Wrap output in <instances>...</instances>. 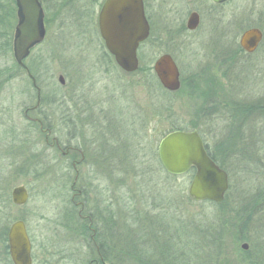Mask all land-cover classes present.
Wrapping results in <instances>:
<instances>
[{
	"label": "rangeland",
	"instance_id": "obj_1",
	"mask_svg": "<svg viewBox=\"0 0 264 264\" xmlns=\"http://www.w3.org/2000/svg\"><path fill=\"white\" fill-rule=\"evenodd\" d=\"M6 11L9 5L0 0V13ZM77 12L51 23V88L41 87L44 93L51 90V109L38 116L44 132L24 115L35 90L11 52L0 51V264L12 263L5 258L7 232L19 220L38 254L50 255V264H88L86 252L93 249L82 239L78 213L97 204L118 209L116 255L110 252L108 258L114 264H136V258L142 264L153 259V264H163L164 254L177 246L181 250L182 244L188 248L187 264H264V198L255 200L264 189V116L256 109L257 114L241 122L240 113L234 112L241 103L264 105V48L261 57L255 53L246 58L244 71L239 65L224 68L223 51L214 46L219 36L205 35L213 26L205 19L192 47L180 48L175 37L172 44L144 51L141 68L163 53L175 56L189 75L213 68L207 90L215 94L194 95L187 84L186 94L178 90L164 96L153 93L141 71L124 73L95 47L94 36L85 37L84 18ZM219 15L221 26L215 23V30L228 21L231 43L237 45L247 26L264 29V0H231ZM211 105L214 111L205 109ZM194 125L229 176L231 186L220 205L193 201L188 188L194 173L171 176L159 162L161 139L173 131H193ZM48 131L49 143L58 141L60 150L45 143ZM70 145L85 157L74 170L71 158L63 155ZM18 186L28 194L22 206L11 200ZM134 210L147 212L151 222L135 224ZM246 219L249 223L240 232ZM203 231H211L209 240L215 234L211 254L208 248L191 250L193 243L197 249L204 245L200 241L208 235ZM243 244L247 250L241 249Z\"/></svg>",
	"mask_w": 264,
	"mask_h": 264
},
{
	"label": "flooded vegetation",
	"instance_id": "obj_2",
	"mask_svg": "<svg viewBox=\"0 0 264 264\" xmlns=\"http://www.w3.org/2000/svg\"><path fill=\"white\" fill-rule=\"evenodd\" d=\"M109 1L110 0H37L41 8V31L43 33L42 40L38 43H33L28 48L27 56L21 61V65H19L17 64L14 57V42L18 35L17 26H19L22 21L20 20V14L18 12V7L16 5L15 0H5V2L9 5V12L6 11L4 13L3 12L0 13V51L3 50L5 53L11 52V55L14 57L13 60L18 71L21 72L22 77L24 76L31 83L32 88L35 90L34 96L31 98L33 104L32 106L30 105L25 106L24 115L26 119L31 123L38 124L41 132H44L45 129H43V126L40 123L38 116H40L39 114L42 111L51 109V90L46 93L41 91L44 90L41 89V87L43 86L44 88L46 86L51 88V83H50L51 23L56 22L55 20L58 21V19L59 20L61 19L62 21L69 13L77 14L78 13L77 11L79 9L81 13L80 16L82 15L81 17L84 18L82 25H83L85 37L88 35L94 36L91 41L96 42L95 47L97 46V48L107 52V54L112 58V60L110 61H113L115 63L113 57L108 53L105 47L104 40L101 37L102 27H104L105 25H109L108 22L105 23L104 19L105 17H107V14H109L112 17L111 25L115 32L130 34L132 33L130 14L132 13V10L135 11L136 8H138L139 3H137V7L136 6L132 7L130 0H116L112 4V10L109 12L107 11ZM230 1L231 0H227L221 3H215L213 0H141V4H140L141 13L143 16V20L147 26L148 33H147V37L142 42L139 43L137 48V57H138L139 66L136 72L138 73L139 69L141 68V59H144L143 55L141 57V53H143L144 51L154 50V48L159 49V47L161 48V46H167L169 44H172L174 41H176L177 37L178 40H180L179 42L180 48H184L188 50L190 47H192L193 41L196 42L193 39V37L196 35V33H198L200 27L203 25V21L205 22V19H207L206 22L209 24L213 22L212 23L213 26H211L209 30H205V35L219 36L218 37L219 39L217 38L218 44H214V46L216 49L220 48L219 50L223 51L221 55L223 56L224 53L225 55H227L228 53H230L232 48H236L240 50L244 58V60L243 59L241 60L242 65H244V63H247L246 61L247 57H252L253 54L259 53V49L262 46L264 39L263 31L255 26L248 27L244 30L246 31L248 29L257 28L262 32V40L259 43L256 50L253 53H247L239 45L240 36L244 31H242L241 34L239 35L238 44L235 45L234 44L235 41L233 44L231 43V39H230L231 30L228 21L225 23L223 28L218 27L215 30L214 28L215 23L221 26V23L219 21V19L221 18V15H219L221 13V10H223L224 6L228 4ZM51 9L55 11L54 12L55 20L54 19L51 20ZM192 15L196 16V26L193 29H190L188 27V24ZM13 24L14 27H12ZM217 31L220 32V34H217ZM162 37H165L168 40V42L167 43L164 42L162 40ZM220 42H222V44ZM226 45H228V48L230 47V45H232L231 49L226 48ZM164 55L170 56L174 64L176 65L179 74L178 90H183V94L186 93L184 92L185 89L183 88V85L186 88L187 84L190 85L192 82H196L198 88L193 93L194 95L199 96L200 90L203 88V86H204L203 89H205V85L203 83L204 80L206 79V81H208V79L212 78L213 80L214 78L213 77L214 69L211 68V71H209V67H206V70L203 69V71H199L194 74H190V75L187 74L186 68L184 67L185 68L184 69L183 67H180L175 61L176 57L170 53H163L159 55L157 58L153 60L152 63H151V59L149 58L147 61L148 63L146 65V67L149 70L148 76L142 75L141 77H144L145 81L155 80V82L159 85L161 90L168 94H174L175 92H169L166 89H164L162 85L159 83L153 71L154 62L158 58ZM259 56L260 54H258V57ZM221 59H223V57ZM248 63L250 64V61H248ZM225 64H227V62H225ZM116 67L119 70H121L117 65ZM242 70L244 71L245 69L242 68ZM255 72L256 74L258 73V76L259 74L261 75L260 71L258 72L256 68H255ZM226 73L227 72L225 71V75ZM242 75H244V73H242ZM191 78L194 79L191 80ZM217 82L220 83V80H218ZM255 103L262 106L261 101H256ZM211 106L212 107L210 110L214 111L215 110L213 108L214 105ZM202 108L204 109V107ZM234 112H238V111H234ZM253 114H257V112L255 111ZM31 115L37 117H32ZM243 120H246V118L242 119L241 122H243ZM101 127H103V125ZM193 131H196L198 133L199 128ZM50 135L51 132L48 131L47 135L45 136V143L50 147L54 146L56 149L60 150L61 146L59 145L58 141L54 140L53 143L51 144V139H50V143H49L48 137ZM204 148L206 150L207 155L210 157L209 155L210 153L208 151L207 145L204 144ZM63 155H65V157L68 156L69 158H71L72 161L71 165L73 170L75 169V164H79L85 158L83 152H81L78 148L72 147V145L65 148V152L63 153ZM75 155H80V159L76 161L74 159ZM189 172L194 173V171H189ZM230 186L231 185L229 184V176H228L227 192L229 191ZM71 190H74V188L72 187ZM262 191H264V189L260 190V192ZM117 210L118 209H110V207L108 206L97 204V205H91V208L86 207V210L84 209L83 206L82 213L81 211L78 213V216L82 220V224H83L82 239L84 240V242L89 243L90 244L89 247L93 249L89 253L86 252V257H89L88 264H108L110 262L108 259L110 252L112 253L111 255L113 256V258H114V254L116 255L115 252L117 247L115 246V244H113L114 243L113 241H115V237H116V236L114 237V234L118 233L117 232L118 225H115L116 221H118L116 220ZM108 228H111L112 232L107 231ZM109 232H111V234ZM29 242L31 246V252H30L31 264H50L51 263L50 255L44 253L39 255L38 253L40 252L36 251L34 245L30 241V238H29ZM194 247L195 244L193 243L192 248ZM182 255L183 252L182 253L174 252V256H175L174 261H176L175 264H180ZM5 258H9L11 262L10 255L8 252V244H7ZM113 262H110L109 264H114Z\"/></svg>",
	"mask_w": 264,
	"mask_h": 264
},
{
	"label": "water",
	"instance_id": "obj_3",
	"mask_svg": "<svg viewBox=\"0 0 264 264\" xmlns=\"http://www.w3.org/2000/svg\"><path fill=\"white\" fill-rule=\"evenodd\" d=\"M116 0L108 2V10H112V4ZM221 3L227 0H213ZM22 21L17 26V37L14 42V57L17 64L27 56L28 48L33 43L42 40L41 8L37 0H15ZM133 6L139 10H132L130 21L132 33H118L112 28V17L107 14L104 21L109 23L101 29V37L104 40L108 53L113 57L116 65L126 74L137 71L139 62L137 48L148 33L147 26L141 13V0H130ZM111 17V18H110ZM196 26V16L192 15L188 27ZM262 40V32L257 28L244 31L239 39V45L247 53H253ZM153 71L164 89L176 92L179 89L178 71L170 56L164 55L153 64ZM59 83H64L59 77ZM158 158L164 171L171 176H182L194 170L188 188L189 197L196 202L208 201L220 204L228 189V176L207 155L203 141L196 131H173L165 135L158 145ZM28 194L23 186L15 187L11 192L12 203L22 206L27 202ZM8 252L12 264H31V246L25 225L22 221H15L7 232ZM242 250H247L246 244L241 245Z\"/></svg>",
	"mask_w": 264,
	"mask_h": 264
},
{
	"label": "trees",
	"instance_id": "obj_4",
	"mask_svg": "<svg viewBox=\"0 0 264 264\" xmlns=\"http://www.w3.org/2000/svg\"><path fill=\"white\" fill-rule=\"evenodd\" d=\"M248 27H252V26H247L246 28H248ZM259 29H261L262 31H263V36H264V29H263V26H259L258 27ZM234 43V42H233ZM262 48H264V39H263V43H262V46H261V49ZM260 51H262V50H259V52ZM142 55H143V53H141V57H142ZM259 57H261V55L259 56ZM107 58H109V56H107ZM243 59V56H242V53L240 52V50H238V49H236V48H232L231 49V51H230V53H228L227 55H225V53H224V55H223V60L222 61H224V62H221V64L223 65V64H225V62H227V64H230V66H232V67H234V66H240V68L242 69H244V65H242V60ZM244 64H247V63H244ZM249 70V69H248ZM141 71V73H143V75H145V76H148V73H149V70H148V68L147 67H143V68H140L139 69V72ZM138 72V73H139ZM149 83H150V85H151V89H152V91H153V93L154 94H159V92H161L162 93V95L164 94V96H166V95H169L168 93H166V92H164V91H162L161 90V88L159 87V85L155 82V80H151V81H149ZM204 85H205V89L203 90V89H201L200 90V93H199V95H201V94H203V95H207V96H211L212 94H214V92L213 91H211L210 93L208 92V90L210 89V85L213 83V81L211 80V79H208V81H206V79L204 80ZM184 84V83H183ZM183 88L185 89V86L183 85ZM197 84H196V82H192L191 84H190V88L189 89H191V91L192 92H194L195 90H197ZM186 89H187V87H186ZM208 89V90H207ZM186 94V93H185ZM170 96V95H169ZM205 98V97H204ZM204 107V106H203ZM209 107V108H208ZM207 108H205V109H207V110H210L211 109V106H208ZM233 108V107H232ZM256 109H258V110H260V111H262V113H263V116H264V105H262V106H260L259 104H252V103H241V106H238V108L236 107V109H234V111H238V114L240 113V115H239V118L242 120V119H244V118H247L248 116H251V114L252 115H254L253 113L256 111ZM166 110H169V108L168 109H166ZM202 110H204L203 108H202ZM167 112V111H166ZM161 115V114H160ZM194 130H196L197 128H196V125H194ZM174 129H176V127H174ZM178 130H180V129H178ZM209 151V150H208ZM209 153H210V151H209ZM210 155V157H211V159L216 163V164H218V161L214 158V156L210 153L209 154ZM219 165V164H218ZM220 167H221V165H219ZM168 177H170V176H168L167 175V179H168ZM263 197L264 198V191H262L261 193H260V195H257L256 196V198H255V200H258V198L259 197ZM207 203H210V202H207ZM222 204V203H221ZM220 205V204H219ZM243 209H245L244 207H242ZM160 213L158 214L159 216H160V214H161V212H162V209H159L158 210ZM134 212H135V214H134V222H135V224H138V225H140V223L142 222V221H144V222H146V225H148L147 223H149V222H151L150 220H152V218L148 215V213L147 212H142L141 210H139V211H135L134 210ZM253 215V214H252ZM251 217V214H249L248 215V218H250ZM149 218V219H148ZM249 220L250 219H246L239 227H238V229L240 230V232H241V230H244V228L246 229V227H247V224L249 223ZM151 225V224H150ZM208 230V229H207ZM211 231H208V232H206V233H204V231L202 232L203 233V235L206 237L207 235V237L206 238H203L202 239V242L200 241V244L201 243H203L204 245L203 246H200V248H191V250H192V252L194 253V252H197V251H199V249H201V251L200 252H203L204 251V249L205 248H208V251L209 252H206L207 254H211V250L213 249V243L215 244V239L213 238V236L215 235V234H211V237H210V240H209V233H210ZM169 240H171L170 242H171V244H173V239H171V238H169ZM204 240H207L208 242H205ZM213 240H214V242H213ZM136 242H137V240H136ZM169 242V243H170ZM179 244V243H178ZM137 245H138V242H137ZM212 246V249H210V247ZM5 249H7V247H6V245H5ZM174 252H177V253H182L183 252V255H182V259L180 260V264H187L186 263V254H185V252H187V249H186V246H185V244H182V247H181V250L178 248V246H177V248L175 249V251H174V249L172 248L171 250H168L167 252H166V254H164V255H167V256H165V263H164V259L162 258V261H163V264H175V262L176 261H174L175 259V256H174ZM137 253V252H136ZM173 253V254H172ZM160 254H163V250H162V248H160ZM181 255V254H180ZM212 255H214L213 253H212ZM214 257V256H213ZM210 260H211V258H210ZM216 260H217V255H216ZM255 260H258V259H256V257H255V259H253V261L255 262ZM153 261H154V259H153ZM153 261H151L150 263H147V264H153ZM213 261H214V263H215V257L213 258ZM212 261V262H213ZM249 262L251 263L252 261H250L249 260ZM249 263V264H250ZM136 264H142L141 263V261H140V259H138V258H136ZM144 264H146L145 262H144Z\"/></svg>",
	"mask_w": 264,
	"mask_h": 264
}]
</instances>
